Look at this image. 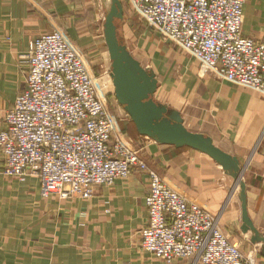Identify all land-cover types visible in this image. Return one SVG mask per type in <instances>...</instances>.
Returning <instances> with one entry per match:
<instances>
[{"label": "crops", "instance_id": "1", "mask_svg": "<svg viewBox=\"0 0 264 264\" xmlns=\"http://www.w3.org/2000/svg\"><path fill=\"white\" fill-rule=\"evenodd\" d=\"M96 6L97 0H0V131L6 111L27 86V56L36 37L59 29L88 65L107 59ZM243 33L263 37L264 0L244 5ZM168 48L152 69L158 79L155 99L178 110L189 130L210 136L239 158L248 212L264 235V93L202 71L198 60ZM161 88L166 101L156 98ZM123 121L118 127L144 143L148 164L219 216L233 240L248 238L242 247L255 250L257 264H264L263 246L241 229V189L234 179L207 154L140 135L127 113ZM3 168L0 153V264H166L141 247L140 230L148 221L146 173L136 170L113 186H99L90 199H46L39 178L7 179Z\"/></svg>", "mask_w": 264, "mask_h": 264}, {"label": "built area", "instance_id": "2", "mask_svg": "<svg viewBox=\"0 0 264 264\" xmlns=\"http://www.w3.org/2000/svg\"><path fill=\"white\" fill-rule=\"evenodd\" d=\"M247 1L127 0L165 40L198 60L202 71L264 93V35H244ZM102 28L104 20L98 33ZM27 62V86L0 131L4 175L36 176L46 199H90L99 186H113L136 170L146 173L143 250L166 264H257L254 250L244 253L221 218L172 187L146 161L144 143L118 127L106 102L108 92L114 94L111 63L94 74L59 29L30 43Z\"/></svg>", "mask_w": 264, "mask_h": 264}, {"label": "water", "instance_id": "3", "mask_svg": "<svg viewBox=\"0 0 264 264\" xmlns=\"http://www.w3.org/2000/svg\"><path fill=\"white\" fill-rule=\"evenodd\" d=\"M110 1L103 34L111 60V77L116 100L124 108L140 135L161 144L201 151L234 179L235 186L241 189V229L244 233L251 231V241L263 244L264 249V235L260 234L248 212L246 183L242 179L244 167L239 158L217 146L210 136L189 130L178 110L155 99L158 89L156 73L144 67L120 38L117 23L124 17V7L121 0Z\"/></svg>", "mask_w": 264, "mask_h": 264}, {"label": "rangeland", "instance_id": "4", "mask_svg": "<svg viewBox=\"0 0 264 264\" xmlns=\"http://www.w3.org/2000/svg\"><path fill=\"white\" fill-rule=\"evenodd\" d=\"M121 1L123 4V7H124V17L122 20H119L117 23L119 36L122 39V41L125 42V44L129 48V50L132 52V54L142 63V65L144 67L149 68V69H153L155 66V62H156L155 60L158 58V56L160 57V54H161L163 48H165V51H166V50H170L169 48L166 49L167 46H171V47L175 46L177 48H179V47L175 43H173L169 40H165L155 28L150 27L148 25V23L142 18V16L130 7L127 0H121ZM108 7H109L108 0H97L96 8H97L98 12H95V13L98 16L99 22H101L102 20L105 21V15H106ZM99 36L101 37L100 40L104 41V44H105L104 35H103V28H102V30H99ZM106 51H107V53H106L107 59L101 58V61L99 63H97V65H95V66L89 65L90 70L94 74H97V75L101 74L110 65L111 61H110L108 49ZM108 90L110 91V89H108ZM163 96L164 95H162V88H161L159 90V92L157 93L156 98L160 99V101H163V100L166 101L167 98L163 97ZM106 102H107V105L110 108L112 114L114 115V117L116 119V124L119 127L124 126L123 120H124V116L126 114V111L116 100L115 94H111V92H108V94L106 96ZM131 134H130V136L133 137ZM0 153H1V151H0ZM3 176L5 178L11 179V180H15V179L20 180L16 177H8L4 174H3ZM56 198H58V197H56ZM224 229H225V227H224ZM225 231L227 232L226 229H225ZM227 234L229 235L228 232H227ZM246 235L251 237L252 232H248ZM229 237H230V235H229ZM240 238H241V239H239L240 241L233 240L232 238H231V240L239 242L240 248L243 250L244 253L248 254L251 251L250 250L245 251V249L243 248L245 246L244 244H246L248 238H246V237H240ZM259 244L261 246H263V244H261V243H259Z\"/></svg>", "mask_w": 264, "mask_h": 264}, {"label": "bare ground", "instance_id": "5", "mask_svg": "<svg viewBox=\"0 0 264 264\" xmlns=\"http://www.w3.org/2000/svg\"><path fill=\"white\" fill-rule=\"evenodd\" d=\"M108 4H109V7L107 8V10L110 8V4H111V1L110 0H108Z\"/></svg>", "mask_w": 264, "mask_h": 264}, {"label": "trees", "instance_id": "6", "mask_svg": "<svg viewBox=\"0 0 264 264\" xmlns=\"http://www.w3.org/2000/svg\"><path fill=\"white\" fill-rule=\"evenodd\" d=\"M125 43V42H124ZM131 120V119H130ZM132 121V120H131Z\"/></svg>", "mask_w": 264, "mask_h": 264}]
</instances>
